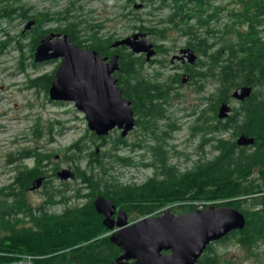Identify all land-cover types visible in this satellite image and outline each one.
Wrapping results in <instances>:
<instances>
[{
  "label": "trees",
  "instance_id": "trees-1",
  "mask_svg": "<svg viewBox=\"0 0 264 264\" xmlns=\"http://www.w3.org/2000/svg\"><path fill=\"white\" fill-rule=\"evenodd\" d=\"M82 1L71 0L60 11L34 14L6 1L0 6V19L28 16L34 21L35 31L28 42L33 60L40 40L53 31L69 34L75 44L96 50L103 56L117 54L118 86L132 102L136 126L142 132L151 131L150 136L157 141L151 146L156 168L143 182L121 181L114 170L117 164L124 173L131 163L122 153L127 139L118 132L112 141L110 134L113 132L97 135L87 129V133L68 145L65 152L66 162L75 172L72 182L76 181L77 185L62 179L66 184L64 188L54 189L48 185L45 196L50 201L71 197L90 198L91 201L67 208L62 213L34 209L35 230L19 231L17 220L11 215L27 208L25 199L30 186L39 177L49 174L47 167L53 158V152L43 151L38 144L43 130L35 125L36 146L18 157L21 160L30 155L35 160L34 165L19 164L13 182L0 184V264H11L22 257H30L32 264H111L118 246L109 237L100 236L107 229L94 205L98 195L116 204H128L130 209L139 210V215L175 203L185 212L209 203L236 207L245 214L246 225L219 241L243 246L249 257L264 264L256 250L264 241V0H240L242 8L240 5L221 6L212 0H148L157 4L154 9L169 10L165 19L160 20V26L144 23L138 26L141 32L160 39L154 43L156 54H169L164 42L168 30L174 28L188 36L186 46L198 55L194 64L180 63L181 71L176 68L175 73L165 77L161 70L153 75L147 73L144 65L150 60L146 55L128 51L126 46L114 47L118 39L104 33L101 23L83 16ZM133 5L135 7L136 3ZM223 10L228 12L223 15ZM225 17L228 20L223 22ZM10 42L11 39L1 41L0 52ZM17 42L22 50L24 43L20 39ZM23 57L24 54L20 57L22 69L26 66ZM31 63L38 66L35 60ZM57 67L29 76L28 87L42 90L50 97ZM185 75L197 93L203 92L199 104L204 106L194 113L197 115L190 125L191 134L199 137L202 151L197 152L194 164L184 169L180 161H171L166 148L173 139V131H180L181 126L172 120L160 131L156 127L159 120L172 117L167 106L171 98H180L179 92L172 93L176 84L184 83ZM209 80H214L216 86L207 94L205 88ZM238 86H252L251 95L243 101L234 98L232 92ZM234 99L238 103L231 107L228 116L220 118V106ZM243 133L254 138V143L239 145L237 138ZM87 138L99 142L105 147L104 151H87L92 148ZM206 145L211 146L210 156L206 155ZM107 158L110 160L106 162ZM51 175L57 176L54 172ZM215 242L208 245L197 264H221L222 255L214 248Z\"/></svg>",
  "mask_w": 264,
  "mask_h": 264
},
{
  "label": "rangeland",
  "instance_id": "rangeland-1",
  "mask_svg": "<svg viewBox=\"0 0 264 264\" xmlns=\"http://www.w3.org/2000/svg\"><path fill=\"white\" fill-rule=\"evenodd\" d=\"M6 1L15 7H25L28 13L34 14L35 12L46 10H63L69 5L71 0H0V6ZM212 1L221 6L229 5V7H235L241 3L240 0ZM135 3L136 6L134 7L133 4ZM81 4L83 6V16L92 19L94 22L101 23L102 31L114 35L116 39L141 32L138 26L143 23L147 25L158 24L160 26V20L165 19L164 17L169 14L168 9H154L157 4H153L148 0H83ZM240 8H242L241 5ZM227 12V10L222 11L223 15ZM27 17L0 19V42L11 39L6 48L0 52V184L4 185L11 182V178L14 175V164H9L6 161L9 155L18 157V153L23 149H33L36 146L37 143L33 132L35 125L38 124L43 130L41 138L38 139V144L44 146V149L48 150V152H53L51 164L52 166L59 165V171L67 167L72 169L66 162V147L77 138L85 135L87 129L90 130L85 114L76 107L74 102L55 101L42 90L28 87L29 76L52 71L58 64L55 60L38 62V66H34L31 63V60L32 62L34 60L30 57L28 42L34 34L35 23L27 28L30 21H33ZM227 20L228 18L225 17L222 21L226 22ZM45 27H47V24ZM23 32L27 33V35L21 36ZM166 34L167 40L164 45L168 48L169 54H156L150 61H146L144 67L147 73L153 75L161 70L164 71L165 77L175 73L176 68L181 71L178 65L180 62L177 59L173 62L171 59L174 54L179 53V50L186 46L188 36L174 28L168 30ZM147 35L154 43L160 41L156 35L149 33ZM19 39L24 43L22 50L17 46ZM126 47L128 51L132 52L130 47ZM23 54L25 55L23 57L24 63H26L24 69L20 67V57ZM142 54L146 55L145 53ZM153 59L161 62H154ZM188 82L181 85L176 84V90H173L172 95L179 92L180 98H171L170 104L167 106V112L172 117L159 120L156 127L160 131L172 120L181 126L180 131H173V139L169 140L166 148L169 151H180L178 156L171 155V161L174 163L180 161V166L184 169L191 167L195 160L198 159L197 152L202 151L199 146V137L191 134L190 125L197 115V113L196 115L194 113L200 111L201 107L204 106L199 104L201 103L200 97L203 92L197 93L194 86ZM214 82V80L207 81L205 88L207 94L215 89L216 83ZM237 103L238 101L234 99L230 106L232 107ZM111 132L113 133L110 134V139L113 141L118 132L114 130ZM150 133L142 132L140 127H135L125 138H127L129 143L133 140H141L146 146L157 144L156 140L155 142L153 141ZM86 141H88V146L92 147L87 151L97 149L98 152H101L105 149V147L100 146L99 142L95 141V143L89 138ZM106 147L110 148V145ZM204 149L207 156L212 155L211 146L206 145ZM127 150L124 147L122 153L126 154ZM109 160L107 158L106 162ZM33 162L29 158L24 161L27 164H33ZM115 165V174L123 182H142L151 172L150 169L140 168L133 169L130 173L127 171L123 173L122 167ZM58 178H54L56 184H59L63 179ZM72 179L74 180V178L69 177L64 180H70L68 182L72 183V185H77V182H72ZM43 187L29 191L28 197L34 202L42 199L44 196ZM214 248L222 255L221 264H259L257 258L248 256L249 252L246 248L231 241L215 242ZM256 250L260 253L261 261L264 262V241L261 242L260 247ZM24 262L28 264L29 259L25 258Z\"/></svg>",
  "mask_w": 264,
  "mask_h": 264
},
{
  "label": "water",
  "instance_id": "water-1",
  "mask_svg": "<svg viewBox=\"0 0 264 264\" xmlns=\"http://www.w3.org/2000/svg\"><path fill=\"white\" fill-rule=\"evenodd\" d=\"M33 23L30 21L27 28ZM113 46H128L135 54L145 53L147 60L157 53L154 42L145 32L118 39ZM176 59L194 64L198 55L186 47L174 54L171 60L174 62ZM34 60H60L49 96L55 101L74 102L85 114L88 128L97 135H107L118 128L124 137L135 127L132 102L118 86V78L114 75L119 69L117 54L108 61V57L98 51L72 42L69 34L50 32L40 40ZM187 81L188 75H185L183 82ZM252 90V86H238L232 96L243 101ZM230 111V104L224 102L220 106L219 117L228 116ZM254 141L246 133L237 138L239 145L247 146ZM59 176L75 178V172L67 167L59 171ZM41 181L36 180L33 188H37ZM95 204L97 210L106 216L104 223L108 228L118 226L111 240L121 246L124 253L111 264H197L208 245L246 225L245 214L233 206L209 204L180 215L166 209L161 215L142 217L132 223L126 213L120 211L119 219L113 223L116 205L102 195L97 196Z\"/></svg>",
  "mask_w": 264,
  "mask_h": 264
},
{
  "label": "flooded vegetation",
  "instance_id": "flooded-vegetation-1",
  "mask_svg": "<svg viewBox=\"0 0 264 264\" xmlns=\"http://www.w3.org/2000/svg\"><path fill=\"white\" fill-rule=\"evenodd\" d=\"M53 32H57V31H53ZM186 47H188V46H185L184 48H186ZM105 57H108V61H110L111 57H109L107 55ZM177 61H179L182 64H186L187 63V61H184V60H178L177 59ZM56 62H57L58 65L60 64V60H58ZM114 75H116V77H117L116 72L114 73ZM135 117H136V114H135ZM135 127H137L136 124H135ZM114 131L121 132V130L118 129V128L114 129ZM126 141H127V143H126L125 147H126V149H128L127 153H126V156L129 157V159L131 161L130 165L127 167V169H128L127 172L130 173V172H132L133 169L146 168V169H150L151 170L150 174L148 173L149 176H151L154 173V170L156 168V164H155V161L153 159L154 149H153V147L151 148L152 145H150V146L147 145L146 146L145 143L142 142L141 140H139V141H134L133 140L131 143H129L128 140H126ZM41 149L43 151L48 152V150L44 149V146H41ZM28 150H32V149H23L22 151H20L18 153V155L22 156L21 153L23 154V152H26ZM169 154H170V156L171 155L178 156V155H180V151L179 152L178 151H170ZM9 156H11V158L8 157L6 161L9 164H14V167H13V174L14 175L16 174L17 166L19 164L22 163V164L27 165V166H33L34 163H35V160L33 158H31L30 155L29 156H24L21 160L18 159L19 156L18 157H12L11 154ZM148 156H149V159H148ZM13 158H15L13 161H11V162L8 161L9 159H13ZM27 158L32 159L34 161L33 164L24 163L25 159H27ZM47 169H48L49 174H47L46 176L44 175L42 177H39L42 180L40 185L37 188L34 189L33 188L34 182H33L32 186H30V188H29V191H31V190H37L41 186L42 187L44 186L43 187V195H44L43 198L34 202V201L31 200V198L27 197L25 199V204H26L27 208L26 209H22V211H19L16 214H12L11 215V217L14 216V218L17 220L16 221V223H17L16 228L19 231H22L24 229L28 230L29 228L32 229V231L35 230L36 226H35V220H34V214H33L34 209L35 210L37 209L38 212H40L42 210V208H43V209H45V210H47L48 212H51V213H62L67 208H71V207L76 206V205L77 206H81L84 203H87V202L91 201L90 198L86 199V198H74V197L67 198V199L58 198V200L56 199V201H50L49 198H47L45 196L46 195V191H47L46 190L47 186L48 185H52L54 189H63L66 184L63 182L64 179L61 180L59 184H56L54 182V178L55 177H59L58 179L61 178L59 176V165L52 166L51 161H50L48 163ZM53 172L56 173L57 176H52V175L49 176L50 173H53ZM13 176L11 178L12 182L14 180ZM1 185H4V184H1ZM29 191H28V194H29ZM95 202H96V198L94 200V205H95V208H96ZM114 204L116 205V212L112 215V217L114 219L113 223L116 222L119 219V212L120 211H124L126 213L127 219H128V221L130 223L135 222V221L139 220L142 217H153V216L161 215V214H163V212L166 209H170L175 215H180V214L186 213L185 211H182V210L178 209L176 203L175 204H170V205H168L166 207H162V208L156 209L155 211L150 212L148 214H144V215H139L140 213L138 212L139 210H137V209H130V206L128 204H124V206L122 204L121 205L120 204H116V203H114ZM96 210H97V208H96ZM190 211H192V210H190ZM100 214L102 215V221H103L104 228L107 229L102 234H100V236L109 237L110 240H111V236L118 230V226H115L113 229L108 228V226L104 223V220H105L106 216L103 213H101V212H100ZM117 246H118L117 253H116L117 255L115 256L114 260H116L121 254L124 253V249L121 246H119L118 244H117ZM167 252H170V251H163V253H167ZM25 258H28L29 259V263L32 264V260H31L30 257H22L20 260H16V261H14L11 264H25V262H24Z\"/></svg>",
  "mask_w": 264,
  "mask_h": 264
},
{
  "label": "bare ground",
  "instance_id": "bare-ground-1",
  "mask_svg": "<svg viewBox=\"0 0 264 264\" xmlns=\"http://www.w3.org/2000/svg\"><path fill=\"white\" fill-rule=\"evenodd\" d=\"M242 230V229H241Z\"/></svg>",
  "mask_w": 264,
  "mask_h": 264
},
{
  "label": "built area",
  "instance_id": "built-area-1",
  "mask_svg": "<svg viewBox=\"0 0 264 264\" xmlns=\"http://www.w3.org/2000/svg\"><path fill=\"white\" fill-rule=\"evenodd\" d=\"M202 207V206H201Z\"/></svg>",
  "mask_w": 264,
  "mask_h": 264
}]
</instances>
